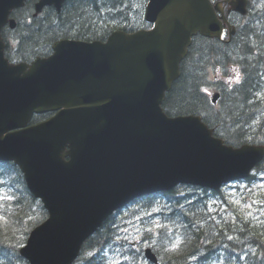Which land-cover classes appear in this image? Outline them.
Masks as SVG:
<instances>
[{
    "label": "water",
    "instance_id": "95a60500",
    "mask_svg": "<svg viewBox=\"0 0 264 264\" xmlns=\"http://www.w3.org/2000/svg\"><path fill=\"white\" fill-rule=\"evenodd\" d=\"M3 1L0 30L13 8ZM164 4L180 13L149 33L115 35L102 48L62 42L31 66L9 65L0 37V158L20 167L48 212L20 250L30 264H71L82 242L137 196L177 184L216 188L262 158L264 148L225 147L198 117L168 118L159 107L190 37L219 32L206 0H150L148 20ZM50 110L60 111L23 128L32 112Z\"/></svg>",
    "mask_w": 264,
    "mask_h": 264
},
{
    "label": "trees",
    "instance_id": "16d2710c",
    "mask_svg": "<svg viewBox=\"0 0 264 264\" xmlns=\"http://www.w3.org/2000/svg\"><path fill=\"white\" fill-rule=\"evenodd\" d=\"M89 5L84 4L70 11L61 22L52 17L49 22H42L41 26L33 25L34 23L30 26H19L15 31L17 39H14L15 42L12 43L16 48L14 57L18 56L19 60L30 54L31 56L44 54L50 45L49 40L61 35L70 34L80 39L99 37L103 32L102 26L90 12ZM92 10L94 9L92 8ZM202 41L208 46L202 48L198 59L206 60L209 62L208 65H212L215 62V42L212 40ZM5 44L7 48L10 45L7 37ZM42 47L43 49H41ZM9 49L10 47L6 56L11 59ZM192 56L191 51L187 60L190 61ZM186 62L183 64L185 69ZM191 67L193 70L190 77L182 71L181 77L174 83L171 91L166 94L162 106L167 115H200L209 128L215 129V136L220 137L217 133L219 129L223 131L225 134L221 135L222 139L232 147H238L244 143L264 144V134L262 133L264 123L260 122L252 128H246L250 126L251 117L262 112L259 103L255 99H251V103L250 97L241 91L235 97H222L220 99L221 110L213 108L207 95L201 90V86L207 88L211 85L208 82V84L201 85L202 77L199 64H192ZM246 76L247 73L243 82H245ZM41 117L44 118L46 115L37 116L34 121H40ZM261 119H264V114ZM15 172L16 168L12 164L0 167V177L14 175ZM185 190L187 189L180 186L168 193L161 194L169 204L167 212L162 214L166 217L171 216L166 219L167 223L176 231V235L180 236L181 241L177 245L171 244L170 246L169 241L173 236H170L165 229L158 230L164 244L153 245L158 256L166 263L182 262L189 256L210 250L219 241V237H216L209 226L201 223L204 213L200 203L192 209L181 208L179 200L182 196L180 194ZM33 209L34 212H32ZM196 209H199V212ZM0 215L4 218V222H0V264H27L18 256V248L24 243L27 233L43 220L46 214L41 210V205L25 191L14 202L2 205ZM112 222V217L108 218L102 227L83 244L76 260L77 264H101L98 255L110 244ZM227 246L235 249L237 245L227 241ZM132 257L133 255H131ZM137 262H139V255L130 264H137Z\"/></svg>",
    "mask_w": 264,
    "mask_h": 264
},
{
    "label": "rangeland",
    "instance_id": "374dc122",
    "mask_svg": "<svg viewBox=\"0 0 264 264\" xmlns=\"http://www.w3.org/2000/svg\"><path fill=\"white\" fill-rule=\"evenodd\" d=\"M125 4L130 5L131 10L129 13H125L122 19L120 20H112L109 26H105L107 28H112L114 24H117V21L123 24H131V25H140L141 24V14L138 10L141 8V3L138 1H130L126 0ZM214 70L208 69V80L213 79ZM264 109V104L263 108ZM264 113L259 112L256 115L251 117L249 122L250 126H254L258 121L260 122L261 117ZM249 127V126H248ZM264 131V127H263ZM233 187H226L223 191V199L222 197L207 199L202 203H206V209L209 213L212 214L211 218L207 215L202 219V224H206L209 226V229L216 233L219 229H222V222L224 219L230 218V223L232 224L233 229H237L239 231L243 228V222H248V226L252 229H255L256 232L251 234L250 236H254V238L261 240L264 242V182L253 183L251 185H241L239 190L233 189ZM236 191V192H235ZM199 191H192L188 189L185 192H182L180 195L184 196L185 194H193L191 200H182V208L192 209L197 205H191L195 203V200L199 198ZM184 196L183 198H186ZM189 201H194L193 203ZM160 201L156 200L153 203V206L147 210L139 208L137 214L131 216L127 209L123 211V213L119 217V222L116 230L117 238L127 239L128 236L130 240L127 242H138L140 245L147 246L151 245L153 239L148 238L149 231H154L157 227L161 226V222L167 226H171L169 223L161 220L159 216H157L158 208L160 207ZM131 207V210H136L138 208ZM199 212V209H196ZM191 213V212H190ZM216 217H219L216 219ZM213 219L214 223L210 222ZM200 220V219H197ZM238 220V222H236ZM210 222V223H209ZM171 235L173 236L169 241L170 244L175 245L178 242L179 237L176 235V231H171ZM233 237H237L239 239V235H235ZM145 238V240H142ZM157 239V238H155ZM250 249L249 251H251ZM254 254L258 253L260 255L263 254L262 250H258L253 252ZM251 254V253H250ZM249 255V254H248ZM248 257V256H247ZM116 259L115 255L106 256V264H115L114 260ZM264 259V258H263ZM256 259H252L254 262ZM215 264V263H213Z\"/></svg>",
    "mask_w": 264,
    "mask_h": 264
},
{
    "label": "flooded vegetation",
    "instance_id": "af4514ba",
    "mask_svg": "<svg viewBox=\"0 0 264 264\" xmlns=\"http://www.w3.org/2000/svg\"><path fill=\"white\" fill-rule=\"evenodd\" d=\"M215 3H221L223 6V13L225 17L234 18L238 17L237 13H228V5L226 4L227 0H214ZM246 7L249 9L252 7L250 4V0H247ZM264 12L262 16H255L254 22H252L253 26L249 25L243 36L252 34L255 30H259L263 28L264 32ZM249 33V34H248ZM254 66V65H253ZM243 88L241 91L245 93L248 97H263L264 96V71L257 66L255 68H249L247 71L246 80L243 84ZM238 95V94H236Z\"/></svg>",
    "mask_w": 264,
    "mask_h": 264
},
{
    "label": "bare ground",
    "instance_id": "6f19581e",
    "mask_svg": "<svg viewBox=\"0 0 264 264\" xmlns=\"http://www.w3.org/2000/svg\"><path fill=\"white\" fill-rule=\"evenodd\" d=\"M261 30L263 31V28ZM251 99H255V101L257 103H259L260 110L263 112V109L261 108V106H262V103H263L264 99H262V97H254V96H252V97H250V100H249V101H251V103H252Z\"/></svg>",
    "mask_w": 264,
    "mask_h": 264
}]
</instances>
